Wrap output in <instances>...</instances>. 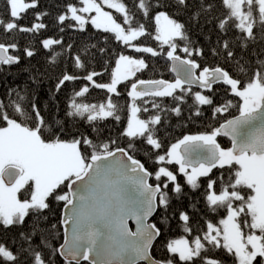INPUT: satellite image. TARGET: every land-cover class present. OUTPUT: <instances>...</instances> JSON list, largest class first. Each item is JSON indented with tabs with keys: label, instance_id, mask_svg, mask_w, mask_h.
I'll return each mask as SVG.
<instances>
[{
	"label": "snow or ice",
	"instance_id": "6c2138e0",
	"mask_svg": "<svg viewBox=\"0 0 264 264\" xmlns=\"http://www.w3.org/2000/svg\"><path fill=\"white\" fill-rule=\"evenodd\" d=\"M174 2L184 10L192 9L195 4L191 19L197 23L201 15H206L213 7L211 0ZM221 3L227 9V15L217 23L222 34H227L229 28L238 30L241 35L235 40L240 41L242 50L250 43L264 42V0H221ZM4 5L9 19L0 18V29L6 34L13 30L36 33L46 28L43 22L30 27L21 24L29 10L37 8L38 0H4ZM168 6L165 0H74L66 3L64 13L57 17L60 25L70 18L75 25L67 27L76 26L79 31H86V26L91 25L103 33L113 34L112 38L123 42L126 48L138 38L151 36L142 22L147 20L154 22L155 40L170 49L166 56L177 72L174 83L139 79L137 73L148 65L144 59L128 55H119L115 60L110 83H96L94 77L100 75L96 72L84 76L93 87L114 94H119L118 85L136 77L125 84L130 87L128 95L132 99L130 118L121 134L129 138L126 148L110 138L105 141L74 135L70 140L61 139L64 129L48 124L38 106V97L27 89H9L0 98V227H23L27 218H35L28 231L19 233V244L13 241L15 251L0 243V264H54V255L64 257L67 264H81V261L89 264H223L216 256L217 250L223 251L232 264H264V60L253 50L255 64L246 62L242 55L237 56L235 40L225 39L218 40V47L212 52L223 55L228 63L234 62L236 74L220 65L202 67L191 58L194 54L202 56V49L192 48L185 25L162 10ZM35 15L42 18L48 13L35 12ZM60 31H64L63 26ZM178 40L186 43L181 47ZM53 45L64 48L59 39L48 38L42 42L44 49L51 50L49 55L55 62L63 53L52 49ZM178 50L183 51L186 58L176 54ZM134 51L153 57L158 55L149 46H136ZM34 54L28 49L23 52L28 58ZM21 59L18 43H0V70L19 65ZM73 63L85 68V60L79 54L73 58ZM79 78L62 74L56 92L67 82ZM193 85L207 93L216 91L214 85L225 86L241 103L237 105L229 99L216 105L211 95L199 90L193 92ZM177 89L180 94L174 95ZM88 92L87 85L74 92L66 116L79 117L97 131L101 128L98 120L108 117L121 120L111 99L107 105H96L75 98L84 97ZM189 96L193 98L189 107L196 109L197 116L202 111L197 104L211 107L214 117L232 107H237L239 115L211 131L184 135L172 143L165 154L155 153L158 164L178 165L177 171L159 166L155 173L149 172L131 150L138 143L162 149V142L156 137L163 121L159 114L140 118L138 113H149L150 109L138 106L136 101L140 98L143 104H150L159 113L164 109L155 98L171 97L173 102L185 104ZM144 97L153 99L147 101L142 99ZM171 111L176 116L181 115L179 106ZM219 136L230 137L231 147H222L217 142ZM213 169L225 170L227 179H224L225 172L213 179L209 175ZM180 174L193 191L201 187L198 179L207 177L206 207L211 206V211L217 213L223 210L226 216L215 224L208 222L203 236L197 232L189 238L164 243L162 247L170 255L157 258L150 250L163 232L150 217L161 211L165 214L161 220L167 219L173 198L169 184L176 199L183 194V185L178 180ZM52 200L63 202L67 210L62 223L71 222V234H65L64 243L58 246L49 242L47 229L42 227ZM179 218L190 221L184 212ZM130 220L135 222L134 231L129 227ZM50 230L56 231L57 225H51ZM183 231L185 234L193 232L187 224Z\"/></svg>",
	"mask_w": 264,
	"mask_h": 264
},
{
	"label": "trees",
	"instance_id": "16d2710c",
	"mask_svg": "<svg viewBox=\"0 0 264 264\" xmlns=\"http://www.w3.org/2000/svg\"><path fill=\"white\" fill-rule=\"evenodd\" d=\"M71 2H74V0H38L37 8L29 10L21 21V24L26 27H30L34 23L43 22L46 28L36 33H19L13 30L11 34H6L3 29H0V43L6 45L18 43L22 57L19 65L10 68L5 67L0 70V98H3L9 89H27L29 92H34L36 97H38V106L41 108L42 115L48 124L53 128L64 129V133L60 136L61 139L70 140L74 135H83L105 141L110 138L111 140H117L121 147L126 148L129 138L123 137L121 134L126 127L132 99L128 95L130 87H125V84H129L136 77H131L129 81L118 85L119 94H114L108 93L106 89L93 87L92 82L84 79V76L88 73L96 72L100 74L94 77L96 83H110V73L115 66V60L119 58V55H128L133 59H144L148 65L147 68L137 73L139 79L164 80L174 83L175 79L170 72V60L166 56V52L170 49L155 40L154 22H148L147 20L142 22L146 24V29L151 33V36L138 38V41L131 42L127 48L123 42L114 40L112 38L113 34L103 33L102 30H97L91 25L86 26V31H79L76 26L67 27L69 24L75 25V22L71 21L70 18L64 22V25L58 24L57 17L64 13L65 4ZM165 2L169 6L162 10L168 11L174 19L183 23L186 28V35L191 40L192 48L202 49L203 51L202 56L194 54L191 58L200 63L202 67L220 65L235 75V63H228L223 55L217 56L212 52L213 48L218 47V40L221 42L225 39L235 40L238 35H241L238 30L232 28H229L227 34H222L217 28L218 21L227 15V9L222 5L221 0H211L213 4L211 11L206 15H201L199 23L191 19L195 4L192 5V9L184 10L177 7L174 0H165ZM35 12L48 13V15L37 18ZM0 18L5 21L9 19L5 10L4 0H0ZM62 26L64 31H60ZM106 36L108 37L107 40L105 39ZM48 38L62 40L64 44L63 49L59 45L52 46L55 51L63 53V56L57 57L55 62H53L52 56L49 55L51 50L42 47L43 40ZM140 41H143V43H140ZM177 42L181 47L186 43L179 40ZM239 43L240 41L235 40L234 50L237 56L242 55L246 62L251 61L255 64L256 57L252 54L253 50H255L259 58L264 60V42L250 43L246 50H242L239 47ZM136 46L152 47L158 52V55L153 57L148 53H136L134 51ZM25 49L34 51V56L31 58L24 56L23 52ZM102 49L103 51H101ZM78 54L85 60V68H79L74 65L73 58ZM176 54L186 58V54L181 50H178ZM64 73L73 74L80 78L67 82L66 86L57 93V81ZM85 85L89 87V92L84 97H75L78 101L88 104L107 105V101L111 99L119 110L118 114L121 116V120L115 121L111 117L98 120L97 123L101 125V128L100 131H97L79 117L66 116V111L70 110L68 107L71 103L70 98L73 97L75 91L81 90ZM213 87L216 89L213 93H207L205 90L197 88H193L192 91L199 90L202 94L211 95L216 105H221L229 99L233 100L234 104L238 105L241 103L238 98L232 97L226 91L225 86L214 85ZM179 94L180 90L177 89L174 95ZM142 99L151 101L153 98L144 97ZM155 99L161 104L164 111L157 113V110L151 108L150 104H143L140 98L136 102L138 106L142 108L149 107L150 109L149 113H138L140 118L146 119L149 114L161 115L163 127L160 128L156 138L159 142H162V149L157 150L146 143H138L136 148L131 150V154H134L135 158L139 159L145 168L152 173H155L159 166H166L174 172L178 170V165L158 164L156 162V152L165 154L170 145L177 142L184 135L211 131L214 127H218L221 123L239 113L237 107H232L228 112L222 115L217 114L214 117L211 107L197 104L196 107L202 109L201 114L197 116L196 109L189 107L193 104L191 96L187 98V103L185 104L173 102L171 97ZM176 106L181 108L180 116H176L175 112L171 111ZM217 141L224 148L230 146L229 141L222 136L217 137ZM221 172H225V170L213 169L209 175L216 179ZM224 179H227L226 172ZM178 180L183 185V194L180 195L179 199H176V194L171 192L172 184H169V194L173 198L171 199V206L167 210V219L161 220V217L165 215L161 211H157L152 218V222H155L163 232L156 239L154 247L150 251L151 255L157 258L163 255H170L162 247L164 243L170 242L171 239L189 238L190 235L194 236L197 232L203 236L208 222L215 224L226 215L223 210L217 213L211 211V206L206 207L205 190L209 182L207 177L198 179L201 187L195 191L191 190L190 186L186 184V178L182 174L178 175ZM150 183H155V181L150 180ZM62 206L63 202L52 200L50 210L46 212L47 221L42 225L44 229H47L45 234L48 236L49 242L54 246L61 245L62 242V228L60 225ZM181 212L189 215V222L180 220ZM34 219L27 218L23 227H9L7 229L0 227V243L15 251L13 241L15 240L17 245L19 244V233L28 231L33 226ZM53 224L57 225L56 231L50 230V226ZM186 224L192 228V233H184L183 229ZM216 256L223 261V264H232L231 259L223 251L217 250ZM52 259L54 264H67L59 256L54 255Z\"/></svg>",
	"mask_w": 264,
	"mask_h": 264
},
{
	"label": "water",
	"instance_id": "95a60500",
	"mask_svg": "<svg viewBox=\"0 0 264 264\" xmlns=\"http://www.w3.org/2000/svg\"><path fill=\"white\" fill-rule=\"evenodd\" d=\"M171 72L172 74L177 78V72L176 71H173L172 69V61H171ZM233 119V118H232ZM225 137V136H224ZM230 142H231V138L230 137H226ZM67 214V210L64 208V205L62 207V210H61V215H60V225H61V228H62V232H63V240H62V244L64 243V238H65V234L67 235H70L71 234V222H69L68 224H63L62 223V217L64 215ZM152 217H150V220H151ZM130 225H132V230L134 231L135 228H136V225H135V222L130 220L129 221V227ZM61 259H63L64 261H67L64 257L60 256ZM81 262H87L89 263L88 261H81ZM75 263V262H73Z\"/></svg>",
	"mask_w": 264,
	"mask_h": 264
},
{
	"label": "rangeland",
	"instance_id": "374dc122",
	"mask_svg": "<svg viewBox=\"0 0 264 264\" xmlns=\"http://www.w3.org/2000/svg\"><path fill=\"white\" fill-rule=\"evenodd\" d=\"M105 10H108V9L106 8V6H105ZM110 11H113V13H115L114 10H110ZM114 15H115V14H114ZM68 16H70V13L68 14ZM130 114H131V108H130V112H129L128 118H130ZM125 128H126V127H125ZM226 149H227V148H226ZM225 216H226V215H225ZM225 216H224V217H225Z\"/></svg>",
	"mask_w": 264,
	"mask_h": 264
},
{
	"label": "bare ground",
	"instance_id": "6f19581e",
	"mask_svg": "<svg viewBox=\"0 0 264 264\" xmlns=\"http://www.w3.org/2000/svg\"><path fill=\"white\" fill-rule=\"evenodd\" d=\"M65 263H67V261H64Z\"/></svg>",
	"mask_w": 264,
	"mask_h": 264
}]
</instances>
